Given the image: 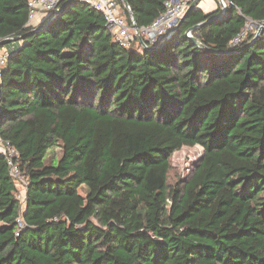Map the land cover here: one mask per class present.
I'll return each instance as SVG.
<instances>
[{
	"label": "trees",
	"instance_id": "1",
	"mask_svg": "<svg viewBox=\"0 0 264 264\" xmlns=\"http://www.w3.org/2000/svg\"><path fill=\"white\" fill-rule=\"evenodd\" d=\"M65 1L28 25V0H0V40L19 41L3 45L0 139L26 183L22 207L0 152V264H264V33L231 42L264 23V0L195 6L157 49L121 45L102 12ZM126 1L130 26L165 11ZM199 23L213 51L186 34ZM195 145L171 181L172 154Z\"/></svg>",
	"mask_w": 264,
	"mask_h": 264
},
{
	"label": "built area",
	"instance_id": "2",
	"mask_svg": "<svg viewBox=\"0 0 264 264\" xmlns=\"http://www.w3.org/2000/svg\"><path fill=\"white\" fill-rule=\"evenodd\" d=\"M61 0H28L29 13H28V25H35L41 19L51 14L57 9L58 3ZM90 8L102 12L105 25L111 33L113 39L125 47H130L137 37L138 42L142 45L135 29L130 26L124 19L120 11L117 0H79ZM192 0H166L165 11L162 12L151 24L147 26H141L138 28V32L143 42L147 47L158 45L168 33H175L180 21L185 15ZM251 19H247L249 21ZM253 21V20H251ZM258 25L259 33H264V23L253 21ZM247 23V22H246ZM246 26V25H245ZM189 35L190 33H186ZM247 37V31L245 27L240 33H238L233 39L232 44H237ZM137 43V42H136ZM143 46V45H142ZM10 49L6 46H0V72L5 66L7 58L9 56ZM0 152L7 156L8 163L10 165V173L17 178L21 183L16 192V198L22 203V207L25 203V186L26 183L22 181V175L17 167V164L13 161L15 150L10 147L8 142L0 139ZM22 185L24 187H22ZM17 223L22 226V221L18 217Z\"/></svg>",
	"mask_w": 264,
	"mask_h": 264
},
{
	"label": "rangeland",
	"instance_id": "3",
	"mask_svg": "<svg viewBox=\"0 0 264 264\" xmlns=\"http://www.w3.org/2000/svg\"><path fill=\"white\" fill-rule=\"evenodd\" d=\"M224 2L227 9L228 1L224 0ZM196 7H198L205 13L216 12L218 9L224 11L218 0H199L198 3L196 4ZM245 29L247 31V34L254 33V35L256 36L259 35L258 25L251 20L247 21ZM12 44L19 45V41L16 40L12 42ZM201 155H202V147H200L199 145L183 146L179 150L175 151L171 156L172 170L170 172V180L171 181H174L176 179L184 180L190 174L195 163L199 160ZM21 179H22L21 182L23 181L25 182L23 178ZM22 187L24 186L22 185ZM78 191L83 196L84 199H87V197L89 196V191L86 186H80L78 188Z\"/></svg>",
	"mask_w": 264,
	"mask_h": 264
},
{
	"label": "water",
	"instance_id": "4",
	"mask_svg": "<svg viewBox=\"0 0 264 264\" xmlns=\"http://www.w3.org/2000/svg\"><path fill=\"white\" fill-rule=\"evenodd\" d=\"M70 1H71V0H66L65 3H64V6L67 5ZM120 1H121L122 5H123L126 9L130 10L129 5H128V3H127L126 0H120ZM198 1H199V0H193V1L190 3V5H189V7H188V9H187V11H186V13H187L188 11H190L191 9H193V8L196 6V4L198 3ZM218 2L220 3L222 9H224V11H220V13H219V15H218V16H221V15L225 12V10H226V5H225L224 0H218ZM59 10H60V9H58L55 13H58ZM55 13H54V14H55ZM186 13H185V14H186ZM54 14L51 15L50 17H48L44 22H42L41 25H46L47 23H49L50 20H51V18L54 16ZM132 21H133V27H134V29H135V31H136V33H137V35H138V37H139V39H140L142 45L146 48L147 46L145 45V43L143 42L142 38H141L140 35H139V32H138V26L135 24V20H134V18H132ZM180 22H181V21H180ZM203 23H204V22H203ZM203 23H199V24H196V25L190 27V28L187 30V33H188V32L190 33L188 36L190 37V39H191V40H192V41H193L198 47L203 48V49H206V50H211V51H213L212 49L207 48L204 44H202L198 39H196L195 37H193L192 34H191V32L194 30V28H196L198 25H201V24H203ZM179 24H180V23H179ZM172 35H173V32H172V33H168L158 45L151 46V47H148V48H150V49H157V48L163 46V45H164V44L170 39V37H171ZM256 37H257V36L255 35L254 38H256ZM16 40H18L17 37H15V38H4V39L0 40V46H3V45H5V44H7V43H9V42H11V41H16ZM251 43H252V41L249 42V43H247L246 46L250 45Z\"/></svg>",
	"mask_w": 264,
	"mask_h": 264
}]
</instances>
